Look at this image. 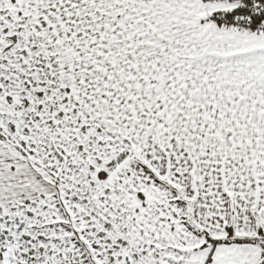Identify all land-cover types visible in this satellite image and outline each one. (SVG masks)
<instances>
[{
  "label": "snow or ice",
  "instance_id": "6c2138e0",
  "mask_svg": "<svg viewBox=\"0 0 264 264\" xmlns=\"http://www.w3.org/2000/svg\"><path fill=\"white\" fill-rule=\"evenodd\" d=\"M0 264H264V0H0Z\"/></svg>",
  "mask_w": 264,
  "mask_h": 264
}]
</instances>
